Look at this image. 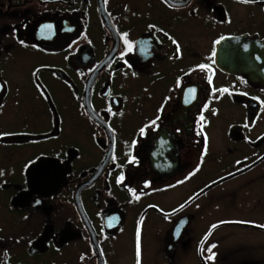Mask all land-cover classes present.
<instances>
[{"label": "flooded vegetation", "instance_id": "1", "mask_svg": "<svg viewBox=\"0 0 264 264\" xmlns=\"http://www.w3.org/2000/svg\"><path fill=\"white\" fill-rule=\"evenodd\" d=\"M0 85V264H264V0H0Z\"/></svg>", "mask_w": 264, "mask_h": 264}, {"label": "snow or ice", "instance_id": "2", "mask_svg": "<svg viewBox=\"0 0 264 264\" xmlns=\"http://www.w3.org/2000/svg\"><path fill=\"white\" fill-rule=\"evenodd\" d=\"M242 2L247 3V2H251V0H242ZM46 27H50V26H46ZM43 30H44V29H42V31H43ZM216 43H219V41H217ZM128 47H129V50H131V45H129ZM214 55H215V52H213V56H214ZM199 67H201V68H207L208 65H200ZM34 75H35V74H34ZM208 79H209V81H211V76H209ZM0 87H2V85H0ZM224 91H227V89H224ZM109 111H111L110 108H109ZM201 120H203V117H201ZM152 123L155 124V121H152ZM140 132L143 133V132H144V129L142 128V129L140 130ZM206 140H207V138H206ZM119 180L122 181V180H123V176L119 177ZM213 227H216V226L214 225ZM260 227H264V225H261ZM137 236L139 237V232L137 233ZM212 247L214 248L215 245H212ZM209 252H211V248H209ZM214 256H215V254L213 253L212 256L209 257V259H214ZM137 257H138L137 264H139V241H138V243H137Z\"/></svg>", "mask_w": 264, "mask_h": 264}]
</instances>
